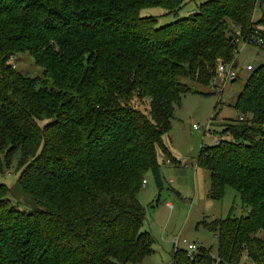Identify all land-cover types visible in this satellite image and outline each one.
Wrapping results in <instances>:
<instances>
[{"label":"trees","instance_id":"obj_1","mask_svg":"<svg viewBox=\"0 0 264 264\" xmlns=\"http://www.w3.org/2000/svg\"><path fill=\"white\" fill-rule=\"evenodd\" d=\"M183 3L0 0V172L18 153L17 184L32 203L19 208L0 180V264H133L153 252L138 193L147 172L162 188L157 148L179 164L164 136L180 96L194 91L182 79L220 91L216 65L234 60L239 39L262 38L264 50L252 18L264 0H200L164 24L140 14H176ZM20 51L41 77L14 68ZM245 80L239 117L196 156L209 197L229 186L242 211L202 221L216 235L215 255L179 248L170 264H264V62Z\"/></svg>","mask_w":264,"mask_h":264},{"label":"rangeland","instance_id":"obj_2","mask_svg":"<svg viewBox=\"0 0 264 264\" xmlns=\"http://www.w3.org/2000/svg\"><path fill=\"white\" fill-rule=\"evenodd\" d=\"M200 0H184L183 7L176 14H167L161 6L143 8L142 15H152L159 24L188 16ZM252 18L259 21L258 29L264 34V4H256ZM232 29H236L229 23ZM236 74L233 79L217 76L215 86H202L197 82L182 79L191 85L194 91L180 96L181 102L175 107L170 131L164 136V143L179 164L167 162L162 150L157 148L159 172L162 175V188L155 186L153 176L146 173V186L138 193L139 202L145 206V219L142 230L149 231L154 237L153 252L140 262L133 264H170L173 258L172 240L176 235L188 242L200 245L216 254V235L206 228L203 220L224 218L230 210L239 216L241 203L235 189L225 186L223 197L214 200L209 197L210 175L196 163V156L201 144H213L221 131V125L236 120L240 112L233 107L236 95L242 89L245 78L251 71L264 62V50L258 43H244L239 39L236 45ZM11 64L19 72L32 77L43 75L42 68L34 64L26 51H20L10 58ZM252 65L251 71L246 70ZM217 88V89H218ZM198 92H196V91ZM193 124L195 126H193ZM18 153L12 158V165L0 172V180L12 187V200L19 208L30 210L32 203L26 194H22L17 184L18 173L15 163ZM244 261V260H243Z\"/></svg>","mask_w":264,"mask_h":264},{"label":"built area","instance_id":"obj_3","mask_svg":"<svg viewBox=\"0 0 264 264\" xmlns=\"http://www.w3.org/2000/svg\"><path fill=\"white\" fill-rule=\"evenodd\" d=\"M257 43L258 44H263V39L262 38H258L257 39ZM238 50L235 49V58H236V54H237ZM234 58V60H235ZM232 60L231 63H223V62H219L216 66V74L217 76H223L224 79H233L235 78V76H237L236 74V67L234 68V64L235 61ZM251 69H253L252 65H247L246 66V70L247 71H251ZM193 126H195L193 124ZM146 185V180H143L141 183V187H144ZM172 244H173V250H179V248H183L185 251H187L188 254L193 253L195 250H197L198 246L200 245L198 242H188L186 238L180 236V235H176L173 240H172Z\"/></svg>","mask_w":264,"mask_h":264},{"label":"crops","instance_id":"obj_4","mask_svg":"<svg viewBox=\"0 0 264 264\" xmlns=\"http://www.w3.org/2000/svg\"><path fill=\"white\" fill-rule=\"evenodd\" d=\"M235 63H237V61L235 62ZM237 65V64H236ZM246 79V78H245ZM246 81V80H245ZM179 163H180V161H179ZM146 183H147V180H146ZM146 186V185H145Z\"/></svg>","mask_w":264,"mask_h":264},{"label":"water","instance_id":"obj_5","mask_svg":"<svg viewBox=\"0 0 264 264\" xmlns=\"http://www.w3.org/2000/svg\"><path fill=\"white\" fill-rule=\"evenodd\" d=\"M237 65H236V63L234 64V68L236 67Z\"/></svg>","mask_w":264,"mask_h":264}]
</instances>
